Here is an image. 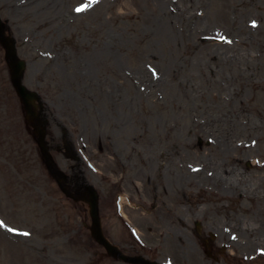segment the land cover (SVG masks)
I'll list each match as a JSON object with an SVG mask.
<instances>
[{
    "label": "rangeland",
    "instance_id": "1",
    "mask_svg": "<svg viewBox=\"0 0 264 264\" xmlns=\"http://www.w3.org/2000/svg\"><path fill=\"white\" fill-rule=\"evenodd\" d=\"M153 2L0 0V15L26 60L24 84L43 100L52 156L70 185L85 182L98 191L111 241L170 264H264V255L249 257L254 246H235L240 234L232 225L257 227L264 248V199L255 197H264V0H172V12L165 8L170 30L161 36L156 24L167 15ZM130 74L132 89L123 83ZM249 123L255 125L244 131ZM225 133L256 140L231 161L236 176L255 187L246 195L203 179L196 184L194 176L173 184L168 169L155 173L144 162L175 141L180 171L201 159L231 166L218 142ZM147 174L159 181L148 182ZM164 188L176 192L171 205L182 224L154 209L167 197ZM119 195L129 200V227ZM137 200L149 219L135 214ZM0 222V264H126L105 255L90 236L87 205L66 198L47 174L24 128L1 45Z\"/></svg>",
    "mask_w": 264,
    "mask_h": 264
},
{
    "label": "bare ground",
    "instance_id": "2",
    "mask_svg": "<svg viewBox=\"0 0 264 264\" xmlns=\"http://www.w3.org/2000/svg\"><path fill=\"white\" fill-rule=\"evenodd\" d=\"M153 4L156 6V10L161 13L162 15H167L166 17V21H158L156 24V28L158 30L157 34L158 36L161 35H168L169 33V27H168V23H169V19L173 18L172 14L170 12H172L173 9V2L172 0H153ZM165 8H168L170 12H168L167 10H165ZM138 74V73H137ZM142 79L147 80V76L145 75H141L138 74ZM122 78V77H121ZM129 80L132 84L135 85V76H133V74L130 75H126V77H123V83H125L126 86H128V88L132 89V87H130L127 83V81L125 80ZM152 82V81H150ZM152 85H154L152 83ZM255 124L249 123L248 125H246L243 130L247 131L250 128H252ZM228 130V129H227ZM231 134L225 133L223 135H221L219 137V145L222 146V153L223 155L227 156L228 161H230L231 166L225 164L224 162L218 161L216 162L215 160L209 162L208 160H203L201 159L202 163L199 165L193 164L190 165V163H188L186 170L188 171H180L181 169H179L175 163H173L174 159L173 158L174 155L179 154L178 150L176 149V146L174 143H176L175 141H170L169 143H166V145L163 148H157V150H155L152 154H150L147 158L144 159V162L147 164V166H149V168H153V172L157 173L159 171H161L162 168H165L167 171L170 172L171 174V180L174 184L177 183V181H182V184L185 185L187 184V181L190 180V177L194 176V180L196 181V184L199 183V181H201L200 179L203 180H207L209 182H213L214 184H219V186L223 189L225 187V189H223L222 191H229V189L231 190H237L240 193H242L243 195L248 194L247 192L251 191L253 192L255 190V187L253 186V184L251 183H243V181L241 180L240 176H236L235 174V168H234V163L235 162H231V161H235L238 160L239 158H237L238 154L240 152H250L251 150V145L254 144V142L256 141L255 138L253 137H248L247 140H239V138H233L230 136ZM242 147V148H241ZM172 162V168H168L167 166H165L166 163H171ZM259 162L255 161L254 162V166H258ZM207 166H211V167H207ZM193 170H198L196 172H194ZM191 171V172H190ZM206 175H204V174ZM192 174V175H191ZM203 174V176L201 175ZM163 172L160 173V179H163ZM183 177V178H182ZM147 181L151 182L152 180L155 181H159L158 178L156 176H150L148 177V174L146 176ZM134 184L136 186H138V183L134 182ZM201 185H203L204 183H199ZM243 187L246 189V191L241 190L240 188ZM163 191L165 192L167 197H163L159 200H157L156 204L154 205V209L156 211H162L163 214H165V216H167L170 220L174 221V222H178L179 224H182V220L181 218L178 217L176 210L174 208V206H172L171 204H174L176 202V192L172 191L170 188H164ZM250 194V193H249ZM257 202L263 201L264 197L261 194L255 195ZM127 197L124 196L123 198V208L125 207V203H127ZM169 201V203L167 202ZM133 205V210L135 212V214L139 215L140 217H146L147 219L150 218V216L147 214H143V212H141V210H144V205L143 202L140 201H135ZM123 216L127 217L125 210L123 209ZM238 220L233 221L234 223H232V225L235 227L237 226L239 229V234L240 236H238V238L236 239V244L235 246L237 247H241L242 245L244 246H249V244L251 245V247H253V249L256 250V248L259 246L258 244L261 243V240L258 238L256 239V235H257V231H259V229L256 227L255 222L253 223L254 229H252V225L246 224H241L239 223L238 225H235L236 222ZM249 222V221H248ZM156 224V222L154 223ZM227 231L229 230L228 227ZM141 230V229H140ZM138 230L137 234L138 237L141 236V231ZM216 230H218V228H216ZM220 234L224 235V233ZM234 235L231 234V239L236 238V234L237 233H233ZM156 235L158 237L161 236V232L160 230H158L156 232ZM239 240V241H238ZM242 244V245H241Z\"/></svg>",
    "mask_w": 264,
    "mask_h": 264
},
{
    "label": "water",
    "instance_id": "3",
    "mask_svg": "<svg viewBox=\"0 0 264 264\" xmlns=\"http://www.w3.org/2000/svg\"><path fill=\"white\" fill-rule=\"evenodd\" d=\"M2 29H3V25L0 20V41L4 44L5 49H6L5 59L10 69V78L12 81V85L17 95L19 96L21 102L24 105L25 119L27 123H31L34 127V134L37 136V141L40 146L41 153L44 157L46 166L48 167L51 173H53L55 176L58 177L59 181H62L64 177L62 173L55 168V165L48 152V146L46 145V141L44 139L46 120L41 118L39 116V112H36L34 109L37 106L34 100L39 99V97L37 96L35 92L28 90L21 83V76H22L25 63L23 60H20L16 57L13 40L3 35ZM38 106L41 108V104H38ZM77 197L88 202L89 213L92 218V223L90 226L91 235L97 242L101 243L105 247L108 254L112 255L115 258L123 259L125 261L132 262L134 264H159L157 262H151V261L142 259L139 256L124 255L114 245L108 242V240L103 236L101 226H100L98 207H97L98 195L91 186L86 185L84 192H82L75 198Z\"/></svg>",
    "mask_w": 264,
    "mask_h": 264
},
{
    "label": "snow or ice",
    "instance_id": "4",
    "mask_svg": "<svg viewBox=\"0 0 264 264\" xmlns=\"http://www.w3.org/2000/svg\"><path fill=\"white\" fill-rule=\"evenodd\" d=\"M84 9L83 8H77L76 9V11L77 12H81V11H83ZM253 26H255V23L253 22ZM222 39H223V37H222ZM153 75H155V72H153ZM0 227H4V225H3V222H0ZM8 231H10V232H16V230L15 229H8ZM21 235H24V236H27V235H29V233H27V232H24V233H20Z\"/></svg>",
    "mask_w": 264,
    "mask_h": 264
}]
</instances>
